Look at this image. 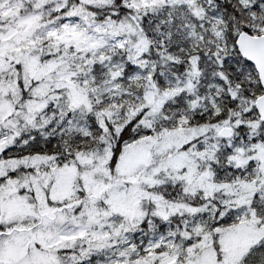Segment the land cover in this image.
<instances>
[{
  "label": "snow or ice",
  "instance_id": "6c2138e0",
  "mask_svg": "<svg viewBox=\"0 0 264 264\" xmlns=\"http://www.w3.org/2000/svg\"><path fill=\"white\" fill-rule=\"evenodd\" d=\"M0 264H264V0H0Z\"/></svg>",
  "mask_w": 264,
  "mask_h": 264
}]
</instances>
